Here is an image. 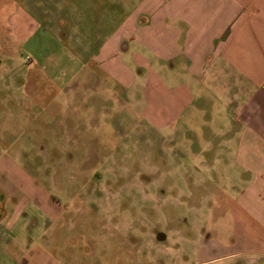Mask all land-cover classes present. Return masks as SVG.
<instances>
[{
	"label": "crops",
	"instance_id": "0c3cea01",
	"mask_svg": "<svg viewBox=\"0 0 264 264\" xmlns=\"http://www.w3.org/2000/svg\"><path fill=\"white\" fill-rule=\"evenodd\" d=\"M41 1L32 26L51 38L41 66L51 85L9 96L20 136L47 129L64 142L53 149L59 153L67 141L76 147L92 136L91 154L103 127L112 143L118 130L150 126L183 143L177 150L186 157L194 156L195 139L222 143L212 156L221 216L234 223L238 252L264 260V0ZM32 71L28 82L38 88L41 71ZM25 179L0 182V225L9 202L28 206ZM34 198L61 213L56 198ZM8 225L0 231L5 253L18 238Z\"/></svg>",
	"mask_w": 264,
	"mask_h": 264
},
{
	"label": "rangeland",
	"instance_id": "374dc122",
	"mask_svg": "<svg viewBox=\"0 0 264 264\" xmlns=\"http://www.w3.org/2000/svg\"><path fill=\"white\" fill-rule=\"evenodd\" d=\"M42 5L41 0H0V182L28 178L20 191L28 206L9 202L8 218L0 225L3 233L8 223L18 233L15 248L5 253V245L0 247V264H264L238 252L234 223L221 216L224 196L213 174L218 159L212 156L222 143L195 139L194 156L186 157L177 150L186 148L183 143L150 126L125 135L118 130L112 143L111 129L103 127L91 154L86 147L92 136L76 147L67 141L59 153L53 149L64 142L47 129L20 136L9 96L16 89H26L20 95L26 96L27 89L51 85L41 67L51 38L32 26ZM33 69L41 71L34 72L38 88L28 82ZM50 145L49 152L36 151ZM44 193L57 199L59 215L45 203L35 204L34 197Z\"/></svg>",
	"mask_w": 264,
	"mask_h": 264
},
{
	"label": "water",
	"instance_id": "95a60500",
	"mask_svg": "<svg viewBox=\"0 0 264 264\" xmlns=\"http://www.w3.org/2000/svg\"><path fill=\"white\" fill-rule=\"evenodd\" d=\"M164 238H165V237H164L163 235H160V236H159V239H161V240L164 239Z\"/></svg>",
	"mask_w": 264,
	"mask_h": 264
}]
</instances>
